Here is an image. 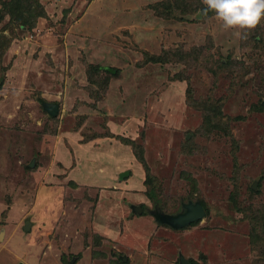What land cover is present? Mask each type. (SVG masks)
Wrapping results in <instances>:
<instances>
[{
  "label": "rangeland",
  "instance_id": "rangeland-1",
  "mask_svg": "<svg viewBox=\"0 0 264 264\" xmlns=\"http://www.w3.org/2000/svg\"><path fill=\"white\" fill-rule=\"evenodd\" d=\"M204 8L0 0V264H264V19Z\"/></svg>",
  "mask_w": 264,
  "mask_h": 264
},
{
  "label": "clouds",
  "instance_id": "clouds-1",
  "mask_svg": "<svg viewBox=\"0 0 264 264\" xmlns=\"http://www.w3.org/2000/svg\"><path fill=\"white\" fill-rule=\"evenodd\" d=\"M203 4L206 8L201 10V14L214 12L225 29L252 30L264 19V0H203ZM241 38H247V33Z\"/></svg>",
  "mask_w": 264,
  "mask_h": 264
},
{
  "label": "water",
  "instance_id": "water-1",
  "mask_svg": "<svg viewBox=\"0 0 264 264\" xmlns=\"http://www.w3.org/2000/svg\"><path fill=\"white\" fill-rule=\"evenodd\" d=\"M42 107L50 115H55L58 112L59 103L56 101L41 100ZM32 165V162L30 163ZM127 173V170L124 172ZM123 176V173L121 174ZM253 187L255 184L252 185ZM181 209L175 213L161 212L159 210H151V214L154 216L155 220L159 223L168 224L173 228H179L188 225L190 222L201 219L205 214V208L200 202V200H190L186 202L182 201ZM133 212H141L142 206L139 204H128ZM25 229L29 228V222L26 220ZM179 263L187 264L189 260L185 258L181 253H179Z\"/></svg>",
  "mask_w": 264,
  "mask_h": 264
},
{
  "label": "crops",
  "instance_id": "crops-1",
  "mask_svg": "<svg viewBox=\"0 0 264 264\" xmlns=\"http://www.w3.org/2000/svg\"><path fill=\"white\" fill-rule=\"evenodd\" d=\"M121 169H125V168H121ZM122 177V176H121ZM203 245V244H202ZM175 245H173V248H175L174 247ZM200 247H205L204 245L203 246H200ZM168 249H170L171 248V250H172V247H167ZM206 248V247H205ZM207 249L209 250V249H211L210 251V253L208 254L209 256H211V254L212 255H215L216 256V254L217 255H221V254H223V252L222 251H218V249H217V247H216V249H214L213 248V250H212V248H210L209 246H207ZM222 252V253H221ZM183 255V254H182ZM201 255H202V257L204 256L202 253H201ZM184 256V255H183ZM185 258H187L188 260H189V263H187V264H191L192 263V260L193 261H195V262H198L197 261V259L195 260L194 259V256H192V255H189V256H184ZM149 258V259H148ZM148 258H145V260H144V264H156V263H159V264H169L170 262H167L166 260L165 261H162V260H160V259H154V261H153V259H151L150 257H148ZM121 259L123 260V263H125L126 262V256L125 255H122V257H121ZM178 263L177 264H180L179 263V254H178ZM209 263H210V261H208ZM199 263H201V262H199ZM198 263V264H199ZM17 264H21L20 262H18Z\"/></svg>",
  "mask_w": 264,
  "mask_h": 264
},
{
  "label": "trees",
  "instance_id": "trees-1",
  "mask_svg": "<svg viewBox=\"0 0 264 264\" xmlns=\"http://www.w3.org/2000/svg\"><path fill=\"white\" fill-rule=\"evenodd\" d=\"M103 69L105 71H107L108 73H111L113 75H115V74L117 75V73L119 72V68L112 66V65L103 66ZM137 159L144 165V161H143V158L141 156H137ZM200 202L202 203V205H204L203 201L200 200ZM255 236L258 237L259 235H255ZM252 242H253V240H252ZM258 249H259L261 255L262 254L264 255V241H261V243H259ZM191 264H197V262L192 260Z\"/></svg>",
  "mask_w": 264,
  "mask_h": 264
}]
</instances>
